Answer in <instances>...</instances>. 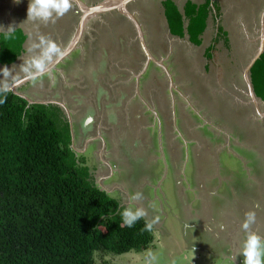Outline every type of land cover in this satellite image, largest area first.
Listing matches in <instances>:
<instances>
[{"label": "crops", "instance_id": "1", "mask_svg": "<svg viewBox=\"0 0 264 264\" xmlns=\"http://www.w3.org/2000/svg\"><path fill=\"white\" fill-rule=\"evenodd\" d=\"M77 1L72 0L71 9L63 17H54L53 20L44 23L39 20H27L30 0H23L18 5L13 0H0V68L8 66L11 69L14 65V71L18 72L24 60L38 52V50L30 52L29 48L38 41L40 35L55 41L62 50H66L67 54L58 63L54 62L50 66V71L40 80L35 83L31 81L21 83L14 94L25 98L28 102L30 100L41 104L68 103L72 118L87 119L89 124L97 123L99 127L106 128V139L110 144L111 152L121 155L119 166L124 186L136 174L132 166L128 170L125 169L130 156L140 151L139 147L150 148L157 138L163 150H166L169 157L172 158L170 166L176 169L177 175L171 178L168 183L170 187L178 190V197H180L183 207L186 208L187 216L183 218L197 226V229H194L190 224L189 227L191 230L193 229V232L189 233L187 229L185 233L186 240L188 234L195 237L196 245L191 252L200 254L194 257L199 259V262L195 261L194 264H206L205 257L208 256L206 252L211 253L215 244L219 248L221 241L222 245L225 244L223 234L232 224L226 220L228 215L226 213L232 214L236 211L234 197L237 196L233 190L237 193L236 190L239 186L236 188L231 183V178L235 175L231 169V161H224L221 158V152L226 149V143L232 136L228 127L234 124L230 121V119H234L233 117L228 119L231 116L227 114L228 112L219 110L223 100L228 98L230 89L220 83L219 68H216L215 64L211 68L212 72L204 69L208 61H204L202 51L196 48L199 41L194 42L191 36L187 37L186 35L166 36L161 34L168 31V25H165L168 24L166 21L168 18L162 13L164 11L159 8L157 9L158 14L150 17L147 9L141 6L142 3L146 4V2L157 0L129 2L127 7L128 11L134 15L133 19L117 9L88 14L91 8L99 4L110 6L109 3H112L114 5V0ZM174 1L182 6L188 2V0ZM194 2L195 0L193 4ZM232 2L236 6H243L244 3L241 0H232ZM160 5L162 7V0H160ZM138 11H141L140 19L137 15ZM159 14L160 21L155 20ZM105 16L112 18L111 23L107 22V25H104V22H101L102 17ZM93 19H101L98 33L101 38L106 39L103 44L97 40L93 45L94 41H91L89 36L91 33L86 30ZM95 23L94 21L92 24ZM151 23L154 24V27L162 24L158 38H162L163 42L168 44L165 51L156 49L161 58L150 52L148 41L143 42L144 48L141 45L138 48L135 47L138 45L139 38L143 37L147 30H150ZM119 24L125 32L121 46L118 44L119 36L117 37L118 41L112 37V28ZM147 24L148 26H146ZM10 26L14 27L12 35L7 33ZM134 26L137 30L131 33L130 28ZM260 26L262 41L264 39V24L262 23ZM3 35H5L4 39ZM82 35L90 42L86 47L77 44V42H82L79 45L85 46ZM15 38L20 40L19 50L16 51L13 58L3 60L1 56L8 54L5 50L10 48L11 41ZM2 40L6 41L2 43ZM12 45H14L13 41ZM70 46L73 48L69 49ZM144 51L147 56L144 55ZM111 52L115 55L110 60ZM173 52H177L186 60L184 65H186L185 71L188 73L187 78H182L181 61L172 64L177 69L175 73L171 71L169 59L172 58ZM151 64L154 65L149 74ZM233 66L234 64L229 67L236 70V66ZM234 77L236 78V76ZM240 79L239 77L238 81L233 84L232 91L230 90L231 95L235 94V90H238L239 94L247 93L246 80L243 82ZM31 98H36V100ZM43 98L52 99L44 101ZM76 98L82 100L77 102ZM239 99L241 100L238 95V98H234L231 105L228 106L231 111H235L237 108L242 109V104L237 107ZM244 99L246 100L243 102L247 101V105L243 104V108L247 110L251 134L248 133L243 143L242 154L248 160L255 152L264 161L262 146L264 145V136L261 135V127L264 126V123H257L256 120V117L259 120L264 119V100L259 97L256 100L258 104L255 103L256 108L253 109L250 107L253 99ZM75 102L77 106L73 105ZM78 106L80 107L78 108ZM177 106L180 111L176 110ZM81 135L84 134L81 133ZM258 135L261 136V141H257ZM191 154H194L192 164ZM108 164L110 165L109 162ZM189 165L194 167L192 174H188ZM153 166L154 163L151 162L149 164L151 169L149 173L151 174H153ZM257 166L258 169L253 168V164L244 167L250 180L255 173L260 172V180L257 184L261 190L260 182H264V163ZM165 167L164 179L157 180L159 184L167 183L165 179L171 177L169 165L165 164ZM112 174L107 171L106 176ZM255 180L257 181V179ZM206 182L212 183L214 188ZM226 182H228V186L224 185ZM221 191H226L227 194L233 192V196L231 194L220 196ZM213 222L218 225L217 228L212 226ZM221 225H225L224 230H221ZM195 234L197 235L194 236ZM131 255H135V253H130L126 258Z\"/></svg>", "mask_w": 264, "mask_h": 264}, {"label": "trees", "instance_id": "2", "mask_svg": "<svg viewBox=\"0 0 264 264\" xmlns=\"http://www.w3.org/2000/svg\"><path fill=\"white\" fill-rule=\"evenodd\" d=\"M196 4H186L188 30L202 34L201 21L210 11L208 3L203 12ZM173 5L166 15L180 23ZM251 78L264 100V52ZM56 115L48 105L30 104L14 93L0 104V264H99L98 258L111 264L106 255L149 249L154 225L145 231L140 219L132 228L120 227L121 203L93 181L72 147L69 124Z\"/></svg>", "mask_w": 264, "mask_h": 264}, {"label": "rangeland", "instance_id": "3", "mask_svg": "<svg viewBox=\"0 0 264 264\" xmlns=\"http://www.w3.org/2000/svg\"><path fill=\"white\" fill-rule=\"evenodd\" d=\"M241 1L244 2L247 0ZM247 2L250 5L253 4L250 0ZM253 2L254 6H252L250 9H244L242 12L239 10L238 6H236L232 2V0H228L227 2V7L230 13V22L232 23L231 26L233 27V29H235L233 35L235 39L234 43L236 45V48L231 51V53H229L228 48H226L223 57L227 58L228 66H231L229 65V63L234 64L236 62V69L237 67H240V69L244 70L252 56L256 53V51L259 49L263 42L260 39V21L261 13L264 9V0H253ZM139 4L141 5V3ZM162 4L163 8L173 9L174 7L173 2L171 0H162ZM243 5L245 4L243 3ZM141 6L147 9V13L150 14V17H152V15L158 14L157 9L160 8L162 10L160 0H157L155 2H146V4L142 3ZM197 7V10H199V8L201 7V12H203L205 5L196 4V8ZM177 9L180 12L182 20L179 24H177L175 22V19L173 21L169 17V24H171L170 28H172L174 31V33H170L172 35H181L184 32L186 24L184 18L189 17V14L191 13V6L189 5H183ZM171 12L173 18H176L173 10H171ZM100 20L101 19L91 20L93 22L95 21L96 23L92 24V22L91 24H88L89 27L86 28V30L91 33V35L89 34V36L91 41H94L93 45L94 43H96L97 40H100L101 44H103L106 40L105 38H101V35H99L98 33V27L99 24H101ZM108 20L111 23L112 18L108 17ZM161 25L162 24L156 27L153 26V33H161ZM165 25L167 26L168 24L166 23ZM201 28L207 31V29L210 28L209 20L201 21ZM130 31L131 33H134L132 27L130 28ZM161 34L166 36L168 35L166 31ZM83 36L84 35H82V41L85 42V46L79 44L78 46L86 47L87 43L90 42L87 38H84ZM191 36L194 42H196L198 38L200 39V36L199 34H197V32H191ZM4 38L5 35H3V39ZM14 42L15 44H19L20 40L16 39ZM144 46L145 45L142 42V47L144 48ZM15 47L17 46L13 45V47L5 50L8 52V54L6 56H1L3 57V60H6L5 58H13L14 54L16 55V51L19 50V45L17 47L18 49ZM114 55L115 53L111 52L109 59L111 60ZM173 62L175 63L176 61ZM153 65L154 64L150 65L149 74L152 70ZM248 93L249 91H247L246 94ZM246 96H242L241 100H237V107H239V105L241 104L242 108L243 104L247 105V101L246 103L243 102L244 100H246L244 99ZM31 99L36 100V98ZM43 99L44 101H47L52 98ZM81 100V98H76L77 102H80ZM201 102L204 103L202 100ZM253 102L250 103V107L254 109L256 108V106ZM45 104L48 105L49 109L54 111L57 110L58 115H56V117L60 119L63 118L65 122L69 124L72 147L75 149L77 156L83 157L85 159L87 163L86 165L89 168L91 176L95 178L93 179V181L97 183L98 187L108 192L112 197L116 198L121 203L122 207H124L122 204L126 205V207L129 205V196L132 193L140 192L142 193L143 199L141 201L133 203H135L137 206H142L147 210L148 219L159 217L158 222L154 224L156 239L154 244L149 249L140 253H135V255H131L128 258H126V256H128L130 253L125 254L124 256H116L109 254L106 255L105 258L108 259L111 264H194L195 261H198L194 257H197L200 254L191 252L192 248L196 245V241L194 240L195 237L191 236V234H188L186 240L185 235L187 229L189 233L193 232V229L191 230L189 227L190 224L193 226L194 229H197V226L192 223H189L186 218H183L187 216L186 208L183 207L181 199L180 197H178V190L170 187L168 183L171 178H174L175 175H177L176 169L173 166H170L172 158L169 157V153L166 150H163L157 138H155V141L150 148L145 149L143 147H139L138 150L140 151H137L134 155L130 156L128 164L125 165V169L128 170L132 166V168H134V170L136 171V174H134L126 182V186H124V184H122V174L120 172L119 166V159L121 155H118L117 153L113 154L111 152L110 144L106 139V128L103 129L99 127L97 123L89 124L87 119L76 120L72 118L71 114L69 113L68 103L59 102ZM73 105L77 106V103L75 102ZM79 107L80 106H78V108ZM176 110L180 111L178 110V106L176 107ZM237 110L241 109L237 108ZM256 120L257 123H264V119L259 120L256 117ZM261 128V135L264 136V126ZM81 133H83L84 135L81 136ZM229 133L232 135V138H230L229 141L226 143V149L221 152V158L224 161H231V169L232 172L235 174L231 178V183L236 188L237 186H239L236 190L237 193H235V191L233 190L234 194H236L237 196L234 197V200L236 201L237 212L234 211V213L232 214L229 212L226 213V215L228 214L226 216V220L228 222H231L232 224L231 226H229V229H226L223 234L225 238V244L222 245L221 241L219 244V248L217 247L218 245L216 246L215 244L211 253L206 252V254L208 255L205 257L207 260L206 264H242L243 261L240 260L243 259V257L240 256L239 253L242 247V243L246 237L241 225L245 220V214L249 211H254L256 213V220L251 225L250 231L257 233L262 238H264V182H260V186L262 187L261 191L258 188L257 184V182H259L260 180V172L255 173L253 175V178L250 180L246 168L244 167L245 165L253 164V168L258 169L257 165L263 164L264 161L259 158V154L255 152L252 153L251 159L246 160L243 157V151L241 150V147L238 145L239 143H235L234 131L229 130ZM256 139L257 141H261V136L259 137L258 135ZM262 146L264 148V145ZM192 159L194 160V154L190 155L191 164ZM108 162L111 166L108 164ZM151 162L154 163L152 169V173L154 174V176L153 174L149 173V171L151 170L149 168V164ZM165 164L169 165L171 177L165 179V182L167 183L159 184L157 180L159 178L164 177L166 170ZM192 167H190L189 165L188 174L193 173L194 167ZM107 171L113 174L111 176H106ZM255 179H257V181ZM207 184L214 188L212 183ZM224 185L228 186V182H226ZM221 192L222 193L220 194V196H228L230 194L232 195L233 193L231 192L227 194L225 193L226 191ZM196 235L197 234H195L194 236ZM204 235L207 237L206 234ZM148 253H151L152 256L155 257V259H151L148 256ZM190 259L192 260L190 261ZM98 262L99 264H102L100 258H98Z\"/></svg>", "mask_w": 264, "mask_h": 264}, {"label": "clouds", "instance_id": "4", "mask_svg": "<svg viewBox=\"0 0 264 264\" xmlns=\"http://www.w3.org/2000/svg\"><path fill=\"white\" fill-rule=\"evenodd\" d=\"M172 1L175 3L176 8H180L182 6L177 4L176 1ZM13 2L18 5L22 3L23 0H13ZM186 4L184 5L186 6ZM71 7L72 0H30L27 9V20H39L47 23L50 20H53L54 17H63L71 9ZM184 19L186 21V36L189 37L188 35L191 36V33L188 30L190 19L188 17H185ZM167 22L169 21L167 20ZM13 32L14 27L10 26L7 29L8 35H12ZM80 43L81 42H77V44ZM35 50H38V52L29 59L24 60V62L20 65L18 72L14 71V65L11 69L8 66L0 68V104H3L6 101L8 94L14 93L16 88H18L21 83L27 81L35 83L40 80L41 77L50 71V66L54 62L58 63L59 60L67 54L66 50H62L55 41L45 37L44 35H40L38 37V41L33 43V45L29 48L30 52ZM21 73L23 74L22 76L20 75ZM142 199L143 196L140 192H134L129 196V205L127 207H123L119 212L122 220L120 227H124L126 225L127 227L132 228L140 219H145L144 230H152L153 225L158 222L159 217L148 219L147 210L144 207L137 206L133 203L141 201ZM255 220L256 213L254 211H249L245 214V220L241 225L246 237L242 243L239 253V255L243 257L242 264H264V238H262L259 234L250 231V227ZM220 228L221 230H224L225 225H221ZM140 252L143 251H134L130 253ZM148 256L151 259H155L151 253H148Z\"/></svg>", "mask_w": 264, "mask_h": 264}, {"label": "flooded vegetation", "instance_id": "5", "mask_svg": "<svg viewBox=\"0 0 264 264\" xmlns=\"http://www.w3.org/2000/svg\"><path fill=\"white\" fill-rule=\"evenodd\" d=\"M193 1L194 0H188V2H193ZM247 1H249V0H247ZM247 1H244L245 5H243V6L238 5V8L241 12L244 9H250L252 6H254L253 0H250L253 3L252 5H250ZM188 2H186V3H188ZM196 2H197V4H203V5H206L208 3V10L210 11L208 18L206 19V21L209 20V22H210V28L207 29V31L203 30L202 34H199V36L202 37V39H200V42H199L200 46L198 45L196 47L199 51H202L204 61H208L207 65L205 64L204 69H206L208 72H212L211 68L215 64L216 68H219L218 73H219V80L221 81L220 83L225 84L228 87V89H230L232 91L233 84L236 81H238L239 77L241 78L240 80H243V82H245V80H246V83H247V78L244 79V77L246 76L244 70L240 69V67H237L236 70H235V68L229 67L227 65V63H228L227 58L223 57V54H225L226 48H228L229 53H231V51H233L236 48V45L234 43L235 39H234V35H233V33L235 32V29H233V27L231 26L232 23L230 22V13H229V10L227 7L228 0H195L194 3H196ZM162 10L164 11L162 13H164L165 17H167L166 9L163 8ZM140 12L137 13L139 19L141 18ZM263 13H264V9L261 13L262 14L261 15L262 22L260 23V25L263 23V17H264ZM249 14H250V12H249ZM159 17H160V14L156 17L155 20L160 21ZM101 22H104V25H107L106 23L109 22V20L105 16V17H102ZM169 22H168V26H169L168 31H166V33L168 35L172 32L174 33L173 29L170 28L171 24H169ZM176 22L179 23V21H176ZM152 23L150 24V30L151 31L147 30V33L142 38H139L138 45L135 47L138 48L139 45H141V47H142V42L148 41V47L150 49V52L153 55H155L156 57L161 58L160 57L161 55L158 53V51L156 49H159L160 51H165L168 44L163 42L162 38H158L159 33L158 34L155 32L153 33L154 24H152ZM129 25H131V24H129ZM198 25H199V23H198ZM131 26H133V25H131ZM146 26H148V24ZM132 29L134 30V32L137 30L136 26L132 27ZM112 31H113L112 37L115 40H117V37L119 36L118 44L121 46V43H123V39L125 37V35H124L125 32H123L121 25L120 24L114 25V27L112 28ZM186 34H187V32L184 29L183 35H186ZM170 35H172V34H170ZM188 36L190 37V35H188ZM209 39H211V40L209 41ZM202 42H204V43H202ZM144 55L147 56V53L145 51H144ZM172 55H173L172 58L169 59V61H171V67H172V69L170 68L171 71L175 73L177 68H175V66L172 64H175L176 62L181 61L182 74H183L182 78H187L188 73H187V71H185L186 65H184L185 64L184 62H186V60H184L180 54H177V52H173ZM200 56H201V54L199 55V57ZM173 61H176V62L174 63ZM235 63H234V66H236ZM229 65H233V63H229ZM251 71H252V69H251ZM234 76H236V78ZM251 80H252V78H251ZM247 88H248V84H247ZM230 90H229L228 98H225V100H223V102L220 106L221 109H219V110H222V112H225V111L228 112L227 114L231 115V116H229L228 119H230L231 117L234 118V119H230V121L233 122L234 124H233V126L228 127V130L234 131L235 143H237V144L239 143L238 145L241 147V150H242L244 148L243 143L246 140L248 133L251 134V132H250L251 128L249 126V119L247 120V117H248L247 110L245 108H242L241 110L231 111L228 108V106L231 105V102L233 101L234 98H238V95H239V98H242V96H246V95L247 96L245 98H250V99H252V98H251L250 92L248 94H246V93L239 94V91L235 90V94L231 95ZM247 91H249V88ZM215 107H218V106L215 105ZM214 111H215V109H214ZM230 121H228V122L230 123ZM231 138H232V136H231ZM236 154H238V153H236ZM255 196H257V195H255ZM212 226L217 228L218 225L215 222H213Z\"/></svg>", "mask_w": 264, "mask_h": 264}, {"label": "water", "instance_id": "6", "mask_svg": "<svg viewBox=\"0 0 264 264\" xmlns=\"http://www.w3.org/2000/svg\"><path fill=\"white\" fill-rule=\"evenodd\" d=\"M133 1H135V0H114L113 1L114 5L112 3H109L110 6H107L105 4H99L98 6H96L94 8H91L88 11V14H94L96 12H101V10H103V11L104 10H108L109 11V10L117 9L122 14H124L126 16H129V18H132L133 19L134 15H132L133 13H131L130 11H128V7H127L128 3L129 2L131 3ZM77 2H79V0ZM263 16H264V13H263ZM166 21H167V19H166ZM70 48H73V46H70L69 49ZM263 52H264V41L262 42L261 46L256 51V53L252 56V58L250 59L248 65L244 69V72H245V75H246V78H247V84H248L249 92H250L251 97H253L252 99H253L254 103H257L256 100L259 97H257V95L255 93L254 86H253V83H252V80H251V69L254 66L255 62L261 57V55H262ZM29 102L30 103H34V102L30 101V100H29Z\"/></svg>", "mask_w": 264, "mask_h": 264}]
</instances>
